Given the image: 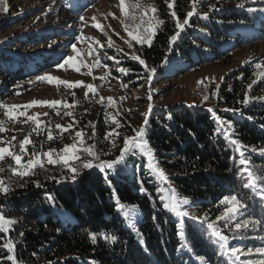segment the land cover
I'll list each match as a JSON object with an SVG mask.
<instances>
[{"label":"trees","instance_id":"16d2710c","mask_svg":"<svg viewBox=\"0 0 264 264\" xmlns=\"http://www.w3.org/2000/svg\"><path fill=\"white\" fill-rule=\"evenodd\" d=\"M8 1L0 0V33L11 22L13 11L9 12ZM58 1L68 13L66 16L75 17L102 0ZM172 2L156 0L158 13L163 7L158 19L162 23L156 24L143 14L145 8L131 7L138 1L126 0L130 16L137 17L132 20L124 16L130 31H144L149 25H155L151 46L134 41L130 48L132 55L122 57L128 69L122 76L133 91L142 90L148 82V73L138 60L132 59L134 55L143 59L149 68H156L150 87L153 97L156 95L153 84L172 78L180 71L185 74L197 66L218 62L241 44L264 40V0H224L225 6L211 9L207 6L206 10H200H205V15L192 16L179 31L177 40L169 43L170 36L178 31L175 19L164 8ZM196 3L205 5L206 0ZM190 4L193 0H174L173 9H177L181 23L186 16L182 13ZM141 16L143 21L139 19ZM31 39L33 45L28 44L31 48L24 50L11 42H0L3 50L0 52V101L11 96L27 77L61 61L57 46L47 45L45 33L33 35ZM33 46L39 49L32 50ZM244 75L238 71L226 73L215 93L206 95L210 106H203L197 100L193 104L145 111L148 119L145 138L159 168L168 177L167 183L147 169V158L140 154L126 156L114 170L82 167V161L93 160L82 151L83 146H94L100 159L93 163L110 161L119 155L123 138L133 136V129L143 125L145 114L140 115L138 111L148 107L146 94L137 97L133 107L115 100L110 112L104 106L78 111L73 126L63 125L67 131L57 128L63 120L51 121L50 115L39 119V127L35 122L23 125L18 131L0 123L5 128L0 132V147H9L22 156L21 165H16L7 154L0 160V169H3L0 180L10 189L7 195L0 193V210L7 218L12 213L17 214L14 220L18 223L13 225L11 238L18 264H233V257L219 254L216 238L207 229L206 222H197L198 218L214 219L222 214L225 206L220 200L232 194L247 206L237 214L234 223L243 224L245 220L248 223L239 230L232 224L225 229L224 234L243 237L242 240L230 239L229 246L240 244L245 249L264 246V193L261 192L264 155L260 154L264 149V92L253 99L248 88L250 81L243 80ZM6 90L11 92L6 95ZM246 98L248 102L244 103ZM113 116L119 126L113 122ZM216 116L231 122L229 136L226 137L223 130L217 133ZM49 130L52 140L47 138ZM80 131L83 136L77 137L76 132ZM24 139L31 141L25 146L26 152L21 151ZM233 139L244 146L241 149L244 159L250 161L251 187L245 186L247 173L238 176L244 166L239 164L240 153L231 143ZM73 144L81 148L77 153L80 159H72L66 165L62 150ZM49 150L53 151V160L58 162H48ZM29 160L33 161L32 167L28 166ZM70 167L80 173L74 182ZM158 188H174L178 199L186 198L191 206L181 205V210L189 211L191 218L166 210L157 194ZM48 195L54 198V203L48 202ZM118 203L133 216L125 218L123 212L118 213ZM198 211L200 215L194 213ZM220 227L223 228V222ZM181 230L183 240L178 235ZM92 234L96 235L95 243ZM105 235H115L116 242L105 241L102 238ZM250 236L257 239H249ZM7 255L10 254L0 246V260L3 264H12L5 258ZM241 258V261L260 259L257 255Z\"/></svg>","mask_w":264,"mask_h":264},{"label":"rangeland","instance_id":"374dc122","mask_svg":"<svg viewBox=\"0 0 264 264\" xmlns=\"http://www.w3.org/2000/svg\"><path fill=\"white\" fill-rule=\"evenodd\" d=\"M135 1L146 5L144 12H147L148 19L154 22L163 12V7L161 8L160 5H158L161 9L160 13L151 11L152 7L156 9V0ZM213 1L206 0L205 5H197V0H195L193 17H198L199 14L205 15L207 6L210 9L220 5L225 6L224 0L217 4H214ZM61 6L62 3L58 0L8 1L7 8L9 12L13 11V14L10 17L9 26H6V29L0 33V42H11L24 50L31 48L29 45H33L34 40L31 39L33 35L38 36L45 33L48 40L47 45L57 46L61 57L59 62L62 63L68 55H72L75 64L80 67V71L77 72L72 63L65 64L63 69L57 68V63H55L53 67L21 81L22 83H19L23 84L21 87L17 85L19 88L15 89L11 96L0 101V104L8 106V108L16 106L11 118L7 115V109L0 107V123L6 128L10 127V129L18 131L23 125L35 123V118L43 119L47 115H50L51 121L63 120L62 125L73 126L75 113L78 111L104 106L110 112L115 100L121 101L126 107H133L137 97L142 98L145 96L144 94L151 95V81L144 84L142 90L133 91L131 87L127 86L128 81L122 76L124 72L119 71L120 68H126L122 63V60L125 61V59L122 57L132 55L131 47L127 42L130 41L131 44L134 42L125 31V25H127L128 31L130 29L128 22L124 20L120 0H102L75 17L66 16L68 13ZM167 6L164 5L167 12L171 13L174 10L177 13V9L171 8V10ZM203 8H205L204 12H200ZM192 11L193 4H190L182 14ZM81 36L84 37L83 40L80 39ZM109 40L112 42L111 46H109ZM73 44L76 45V51H73L71 47ZM32 48V50L39 49L38 46ZM115 49L117 51H110ZM0 52H3L1 48ZM112 57L115 59H111ZM97 61L100 62L99 65L93 67ZM232 71L244 72L243 80L250 81L249 85L251 84L252 87L249 92L253 93V99L260 96L264 92V40L241 44L235 50L227 52L224 58L218 62L197 66L185 74L184 71H180L172 78L163 79L157 85L153 84L152 90L156 92V95H152L148 107L145 110L139 109L138 113L145 114L149 106H152L151 110L154 111V109L165 106L193 104L197 100L203 106H210L209 97L207 96V100L204 97L208 93L211 95L215 93L214 91L217 90V85L224 78L223 76ZM45 75H51L68 82L83 81L84 84L93 85L97 91L93 94L83 86L69 88L64 84L50 83L40 79ZM1 90L4 91V88ZM10 92L6 90L5 94ZM101 97L105 99L101 101ZM108 98H112V103H109ZM40 101H57L59 103L55 107H52L51 103L34 104V102ZM194 213L200 215L201 211ZM16 215V213H12L9 218L14 219ZM0 264H3L2 260H0Z\"/></svg>","mask_w":264,"mask_h":264},{"label":"snow or ice","instance_id":"6c2138e0","mask_svg":"<svg viewBox=\"0 0 264 264\" xmlns=\"http://www.w3.org/2000/svg\"><path fill=\"white\" fill-rule=\"evenodd\" d=\"M120 7L123 10V14L125 17H129L132 20H136L137 17L136 16H130V12H129V6L126 4V0H120ZM132 8L134 9H143L146 6L140 4V3H135L133 5H131ZM169 8H173L174 7V0L172 3L168 4ZM4 11H7V9L5 8ZM151 11L154 13L157 10L152 7ZM195 14V0H193V11L192 12H188L183 20V23H181L180 17L177 16L176 11H172L171 12V16L175 19V28L178 30L176 32V34L171 35L169 38V43L175 42L179 36V31L183 30L184 26L186 24L189 23V19ZM144 15H147V12H144ZM81 19H84V17H81ZM139 19L141 21H143V16L139 17ZM162 23V21L157 20L156 24H160ZM97 27H99V25H97ZM137 27H140V25H138ZM125 31H127V34L129 37H131V41H136L139 44H148V46H151V41L153 36L155 35V25H149L146 29H144V31H137V32H133V31H128V27L127 25H125ZM81 40L84 39L83 36L80 37ZM129 47H132L131 42H127ZM112 45L111 40H109V46ZM73 51H76V45L73 44L71 45ZM111 59H115L114 57H112ZM132 59L134 60H138L139 63L141 65L144 66L145 71L148 73L146 79L148 81H151L153 75L156 72V68L155 67H151L149 68V66L146 64V62L143 59H140L138 56H133ZM165 63H167V60L164 61ZM72 63L73 67L75 68V70L77 72L80 71V67L78 65L75 64L74 62V57L72 55H68L66 57V59L63 60L62 63L58 62L57 63V68L63 69L65 67V64H69ZM99 61L96 62V64L93 65V67H96L99 65ZM118 63V61H117ZM106 67V65H105ZM257 67H260V65H257ZM119 71L127 73L128 69L126 68H120ZM40 79L43 80H47L50 83L55 82L56 84H64L69 88H73V87H80L83 86L86 89H88V91H91L93 94L96 93V88L91 85V84H84L83 81H77V82H68V81H64L62 79H59L57 77L51 76V75H45L43 77H40ZM101 79H103L101 77ZM252 85L250 84L248 86L249 90H251ZM85 95L87 96V92L85 93ZM149 99H151V95L148 96ZM101 101H103L105 98L101 97L100 98ZM109 99V103H112V98H108ZM205 100L208 99L207 96L204 97ZM248 100L247 98L245 99L244 103H247ZM51 103L52 107H55L57 103V101H52V102H47V101H40V102H34V104H40V105H46ZM0 107L6 108L7 109V115L11 118L13 116V111L15 109L16 106H12L11 108H8V106L2 105L0 104ZM70 107V106H69ZM151 111V106H149V112ZM209 111H213V110H209ZM225 111H227V109H225ZM21 115H23V113H21ZM47 115V114H45ZM68 115H71V113H68ZM36 119V124L37 127L40 126V121L37 118ZM251 119V117L249 118ZM112 120L114 123H116L119 126V121H117L116 117L113 116ZM216 120L218 122V128H217V133H219L221 130H223L224 135L227 137L229 136V129L232 127L231 122L229 121H224L221 120L219 116H216ZM148 125V119H147V114H145V120L143 122V125L140 126L138 129H133L134 131V135L133 136H125L123 138V144L122 147L119 150V155L116 156L114 159L110 160V161H101L99 163H93V160H99V156L94 152V146H83L84 142L83 140L80 141V144L83 146L82 147V151L84 153H87L89 156H91L93 158V160H87V161H82V167L84 169H92L93 167L98 168L101 171H104L105 169L107 170H114L115 166L117 164H120L121 162H123L126 158V156L128 155H136V154H140L144 157L147 158V169L150 170L152 173L159 175V177H161V179L164 182H168V177L165 174V172L159 168L158 166V161L155 160V156H154V151L153 149H151V147L149 146L148 141L146 140V128ZM57 128H60L62 131H67L68 128L63 126V125H57ZM5 131V128H3L2 126H0V132ZM118 135V133H117ZM76 136L77 137H82L83 133L82 131L80 132H76ZM109 137H111V133L108 134ZM47 138L49 140L53 139V135L51 130L48 131L47 133ZM13 139H15V137H13ZM0 143H2V141H0ZM11 143V142H9ZM31 141L30 139H24L21 142V151L22 152H26V145L30 144ZM231 143L236 147V151L240 153V159H239V164L244 166L239 172H238V176L241 175V173H247V178H248V182L245 185L246 187H251L253 186V175L251 173V171L249 170L250 168V161L245 160L244 159V153L243 151H241V149L244 147L243 145H241L237 140H231ZM81 151V148H78V146L76 144L73 145H69V146H65L62 150V152L64 153L63 156V163L64 164H68L70 160L72 159H80V157L77 155V153ZM5 154H7L8 156H10L16 165H21V161H22V156L19 154H15L13 153L9 147H0V160H2L5 156ZM261 155H264V149L261 150L260 152ZM34 155V154H33ZM47 157H48V162L49 163H56L58 161H54L53 160V151L49 150L46 153ZM230 159H233L234 161L236 160V157H230ZM35 163H39V161H36ZM28 166L32 167L33 166V161L29 160L28 161ZM70 172L73 174L72 175V180L73 182L76 179V176L79 175L80 173L78 172L77 168L75 167H70ZM0 171H3V169H0ZM22 175H25L27 173H21ZM4 181L0 180V193H3L4 195H7V193L9 192V187L7 186H3L4 185ZM143 183V182H141ZM141 191H144L143 188H141ZM164 192H168L169 195L165 196L163 195ZM261 192L264 193V188L261 189ZM157 194L159 196V199L162 202V206L170 211V212H174L176 213L178 216L181 217H188L191 218V214L189 211L186 210H181V205H188L189 201L185 198V199H178L177 196V192L174 188H158L157 189ZM262 199H264V196H262ZM47 200L49 203H54V198L51 195L47 196ZM220 203L223 204L225 207L223 209L222 214L217 215L214 219H208L207 217H205L203 220L201 219H197L198 223H205L206 222V227L208 230H210L211 235L213 237H215V243L218 245L219 247V254L220 255H230L231 257H233V264H264V246H258V247H247L245 249V247L243 245L240 244H234L231 247H228L229 245V241L231 240H242L243 237L237 236L235 233H232L231 235L229 234H224L225 229L229 228V225L232 224L234 226L235 229L239 230L241 229V227H246L248 221L245 220L242 223H234V221L236 220L237 214L240 213L242 208H246L247 206L242 203L240 201V199L237 197V195L232 194V195H228V196H224L221 198ZM116 211L118 213L123 212V215L125 218H130L133 216V213L130 212L129 210H125L123 205H120L119 203L116 206ZM223 222V228L220 227V223ZM16 223H18V221L11 219V218H6L5 215L3 214V211L0 210V246L3 247L4 250H6L7 253H9L10 255H7L5 258L8 261H11L12 264H18V260L17 257L15 255V244L13 242V239L11 238V232L14 231L13 225H15ZM20 236L23 235V233H19ZM178 235L181 237V239H184V232L181 230ZM105 241L110 242V243H115L117 240V237L115 235H105L102 237ZM91 239L93 241V243L96 242V235L92 234L91 235ZM249 239H257V237L255 236H250ZM183 247V245H181ZM253 255H257L260 257V259H245L244 261H241V257H251Z\"/></svg>","mask_w":264,"mask_h":264}]
</instances>
